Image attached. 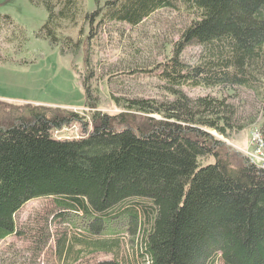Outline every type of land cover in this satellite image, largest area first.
Instances as JSON below:
<instances>
[{"label": "trees", "instance_id": "16d2710c", "mask_svg": "<svg viewBox=\"0 0 264 264\" xmlns=\"http://www.w3.org/2000/svg\"><path fill=\"white\" fill-rule=\"evenodd\" d=\"M29 1L48 14L35 38L61 56L77 52L80 42L60 44L55 33L59 20L73 19L76 0H65L58 12L50 0ZM94 2L100 21L130 27L162 9L182 7L193 15L161 64L169 100L115 98L120 112L92 113L93 129L80 139L51 135L71 122L86 126L69 112L51 117L33 107L24 110L25 119L0 124V242L20 235L15 215L26 203L50 198L72 223L81 214L86 234L66 247L60 241V257L110 253L112 260L97 264H214L219 255L222 264H264V173L210 133L229 138L252 122L234 126L226 99L232 93L192 99L182 90L260 95L264 136V0ZM191 45L200 48V58L187 64L182 54ZM88 81H82L85 107L95 111ZM130 200L147 203L131 206ZM137 209L144 246L139 261L121 258L117 242L105 238L121 213L129 224L137 221Z\"/></svg>", "mask_w": 264, "mask_h": 264}, {"label": "rangeland", "instance_id": "374dc122", "mask_svg": "<svg viewBox=\"0 0 264 264\" xmlns=\"http://www.w3.org/2000/svg\"><path fill=\"white\" fill-rule=\"evenodd\" d=\"M64 1L50 0L55 12L62 8ZM75 3L73 19L59 20L55 33L60 44L66 40V43L69 40L73 44L80 42V49L61 56L57 48L35 39V34L47 21L44 7L35 6L29 0H0V17L11 22L10 25L0 21V124L5 125L14 118L25 119L21 115L33 107L48 110L47 115L51 117L59 116L58 112H69L85 118L86 126L71 122L53 130L51 135L59 140L80 139L93 129L90 123L92 113L113 116L120 112L113 103L115 98L169 100L159 77L161 64L171 56L175 42L193 15L179 6L174 10L162 9L140 25L130 27L125 23L100 21V17L95 15L98 7L94 0H76ZM199 58L200 48L196 45L184 49L182 59L185 63L194 64ZM84 78H88L91 98L98 104L95 111L85 107ZM182 90L192 99L205 96L219 98L232 93L226 99L234 110V126L237 123L252 124L237 134L233 132L229 138L210 133L247 160L244 152L252 151L250 135L257 130L262 133L261 96L245 91L221 92L201 87H184ZM134 203L147 202L130 200L128 204L135 206ZM138 211V220L130 224L124 212L120 218L113 219L112 234L105 238L117 242L116 251L121 258L139 261L144 246L139 221L142 217ZM78 216L72 223L68 220L69 214L57 209L50 198L26 203L15 215L20 235L0 242V264H97L112 260L114 255L110 253H96L72 260L67 259L64 252L60 257V241L63 240L66 247L73 243L69 239L86 235L80 218L82 215ZM214 264H222L219 255Z\"/></svg>", "mask_w": 264, "mask_h": 264}, {"label": "built area", "instance_id": "2783aa9c", "mask_svg": "<svg viewBox=\"0 0 264 264\" xmlns=\"http://www.w3.org/2000/svg\"><path fill=\"white\" fill-rule=\"evenodd\" d=\"M249 138L252 151L250 153L244 152V155L248 157L247 160L250 164L264 173V136L257 130Z\"/></svg>", "mask_w": 264, "mask_h": 264}, {"label": "crops", "instance_id": "0c3cea01", "mask_svg": "<svg viewBox=\"0 0 264 264\" xmlns=\"http://www.w3.org/2000/svg\"><path fill=\"white\" fill-rule=\"evenodd\" d=\"M35 39H37V38H35ZM37 40H41V41H44V42H46L47 44H48V42L47 41H45V40H42V39H37ZM22 42H26L27 40H21ZM49 46V45H48ZM49 47H51V46H49Z\"/></svg>", "mask_w": 264, "mask_h": 264}]
</instances>
